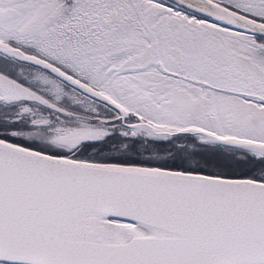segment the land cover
I'll list each match as a JSON object with an SVG mask.
<instances>
[{
  "label": "snow or ice",
  "instance_id": "snow-or-ice-1",
  "mask_svg": "<svg viewBox=\"0 0 264 264\" xmlns=\"http://www.w3.org/2000/svg\"><path fill=\"white\" fill-rule=\"evenodd\" d=\"M0 264H264V0H0Z\"/></svg>",
  "mask_w": 264,
  "mask_h": 264
}]
</instances>
